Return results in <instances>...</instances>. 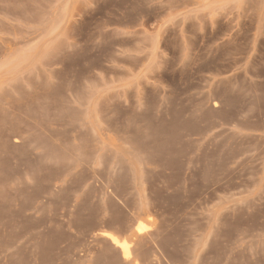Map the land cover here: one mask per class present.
Wrapping results in <instances>:
<instances>
[{
  "label": "rangeland",
  "instance_id": "obj_1",
  "mask_svg": "<svg viewBox=\"0 0 264 264\" xmlns=\"http://www.w3.org/2000/svg\"><path fill=\"white\" fill-rule=\"evenodd\" d=\"M0 264H264V0H0Z\"/></svg>",
  "mask_w": 264,
  "mask_h": 264
},
{
  "label": "bare ground",
  "instance_id": "obj_2",
  "mask_svg": "<svg viewBox=\"0 0 264 264\" xmlns=\"http://www.w3.org/2000/svg\"><path fill=\"white\" fill-rule=\"evenodd\" d=\"M109 236L111 237L109 238L112 239L116 244H118V246H121L123 248L125 255L129 256L130 252H129V247L127 246L126 241L124 242V241L118 240V238H116L114 234H109Z\"/></svg>",
  "mask_w": 264,
  "mask_h": 264
}]
</instances>
